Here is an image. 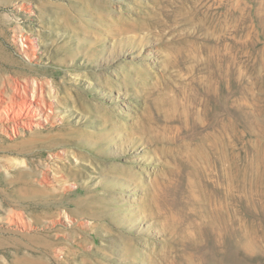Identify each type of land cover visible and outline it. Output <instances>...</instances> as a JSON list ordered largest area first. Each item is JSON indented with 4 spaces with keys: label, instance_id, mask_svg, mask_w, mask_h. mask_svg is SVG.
I'll return each instance as SVG.
<instances>
[{
    "label": "rangeland",
    "instance_id": "rangeland-1",
    "mask_svg": "<svg viewBox=\"0 0 264 264\" xmlns=\"http://www.w3.org/2000/svg\"><path fill=\"white\" fill-rule=\"evenodd\" d=\"M24 95L0 264H264V0H0Z\"/></svg>",
    "mask_w": 264,
    "mask_h": 264
},
{
    "label": "bare ground",
    "instance_id": "bare-ground-1",
    "mask_svg": "<svg viewBox=\"0 0 264 264\" xmlns=\"http://www.w3.org/2000/svg\"><path fill=\"white\" fill-rule=\"evenodd\" d=\"M30 99L31 98L28 95H24L20 98L12 96L8 99L0 97V115L2 110H8V120L14 121V128L16 129H19L20 127L32 128L38 125L36 119L40 118L39 111L37 109L35 110V105ZM16 104H18V110L15 108Z\"/></svg>",
    "mask_w": 264,
    "mask_h": 264
}]
</instances>
